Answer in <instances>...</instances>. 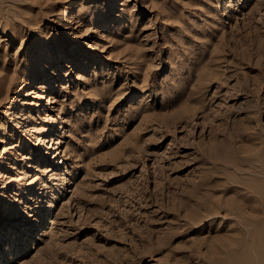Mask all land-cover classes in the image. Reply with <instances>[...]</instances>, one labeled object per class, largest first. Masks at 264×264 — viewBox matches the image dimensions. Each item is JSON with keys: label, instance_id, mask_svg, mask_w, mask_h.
I'll use <instances>...</instances> for the list:
<instances>
[{"label": "rangeland", "instance_id": "obj_1", "mask_svg": "<svg viewBox=\"0 0 264 264\" xmlns=\"http://www.w3.org/2000/svg\"><path fill=\"white\" fill-rule=\"evenodd\" d=\"M1 176L0 264H264V0H0Z\"/></svg>", "mask_w": 264, "mask_h": 264}, {"label": "bare ground", "instance_id": "obj_2", "mask_svg": "<svg viewBox=\"0 0 264 264\" xmlns=\"http://www.w3.org/2000/svg\"><path fill=\"white\" fill-rule=\"evenodd\" d=\"M19 103H21L20 102V100H19V98H17V102H16V105H15V107H13V108H17V109H19L20 108V105H19ZM17 105H19V106H17ZM17 109H15V117L17 116L18 118H22V116H24L22 113H18V112H20L19 110H17ZM15 117H13V118H15ZM16 117V118H17ZM20 119H18V121L20 120ZM17 121V122H18ZM26 123V120L24 121V124ZM21 123H18V125H20ZM49 129L51 130L52 129V131L54 130V128H52V127H49ZM9 166H11V163H9L8 162V160H6V164H5V172L8 170V167ZM3 177H4V175H3ZM2 176H1V178L0 179H2L3 178ZM7 186H8V188H7V191L8 192H6V190L5 191H3L1 194H3V195H1L3 198L1 199L3 202H4V212H8L9 211V208H10V206H11V203H12V195H11V192H10V189H11V187L9 186V184H6ZM33 187H34V189L36 190V189H38V186L37 185H35V184H33ZM10 188V189H9ZM9 189V190H8ZM32 197L29 195L28 197H27V200H29V199H31ZM21 203H22V200L20 201V206L18 207V209H20V210H22V208H23V206L21 207ZM23 205H24V203H23ZM32 206V205H31ZM22 212V211H21ZM21 212H20V214H21ZM17 214V213H16ZM46 217H47V215H43L42 216V218L43 219H46ZM39 220V219H38ZM42 222V221H41ZM44 224V223H43ZM16 225H18V223L16 224ZM26 228L27 227H24L23 228V232H27L26 231ZM16 229V228H15ZM29 232H30V230H29ZM21 236L20 235H17V237L16 238H14L15 240H13V242H10V245H9V248L12 250V252H13V249L15 248V246L20 242V240H21ZM27 244L28 243H25V244H23L22 246H23V249L27 246ZM256 249V248H255ZM255 252V254H257V249H256V251H254Z\"/></svg>", "mask_w": 264, "mask_h": 264}]
</instances>
